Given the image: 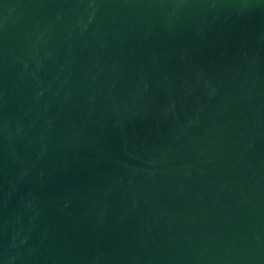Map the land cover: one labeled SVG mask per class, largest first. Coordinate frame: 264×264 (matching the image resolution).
Masks as SVG:
<instances>
[{
    "label": "water",
    "instance_id": "obj_1",
    "mask_svg": "<svg viewBox=\"0 0 264 264\" xmlns=\"http://www.w3.org/2000/svg\"><path fill=\"white\" fill-rule=\"evenodd\" d=\"M0 264H264V0H0Z\"/></svg>",
    "mask_w": 264,
    "mask_h": 264
}]
</instances>
